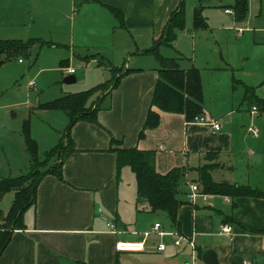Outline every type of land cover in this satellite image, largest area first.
<instances>
[{
  "label": "crops",
  "instance_id": "obj_1",
  "mask_svg": "<svg viewBox=\"0 0 264 264\" xmlns=\"http://www.w3.org/2000/svg\"><path fill=\"white\" fill-rule=\"evenodd\" d=\"M56 2L67 16L59 26L69 31L73 28L83 31L82 53L78 57L84 70L93 76L91 86L108 78L110 68L119 61V66H124L116 84L99 91L93 100L97 104L96 121L78 118L71 125L73 149L60 162L61 178L49 170L40 177L34 202L22 210L21 226L11 230L0 252V264H189L191 255L193 264H205L200 253L206 248L214 250L217 264H246L244 259L250 264H264V197L217 193L202 196L198 192L188 200V185L196 182L191 180L195 170L190 168L180 186L179 197L184 201L178 206L173 223L164 210H149L146 201L136 198L135 179L134 187L128 182V173L133 172L127 165L116 169L115 153L110 149L130 146L152 149L154 168L161 173L173 166L195 167L208 162L203 153L213 151L216 153L213 161L217 164L210 174L214 180L244 183L264 191V109L261 108L264 79L260 80L264 67V24L254 23L258 13L254 15L249 7L245 17L236 21L227 5L231 0H217L220 13L227 17L223 26L235 30L234 36L261 46L262 49L255 51L263 54L257 73L251 76L246 74L248 71H237L243 62L238 64L234 58L223 57L221 53L219 61L214 64L207 61L203 65L209 70L211 81L216 83V91L220 86L221 93L227 97V102L212 112L205 105L201 88V114L216 120L218 128L188 121L181 112L151 105L157 112L158 122L137 137L158 67L155 54L142 49L160 35L179 0ZM201 2L204 6V0ZM195 3L196 0L191 8ZM107 5L121 11L123 25ZM203 16L206 21L207 14ZM205 27L194 30L191 26L192 34ZM180 29L176 28L173 41L164 45L173 47L176 31ZM159 54L176 57L180 68L193 65L199 71L191 61L179 66L181 56L177 50L174 56ZM17 61L20 60L17 58ZM61 61L62 67L66 60ZM74 72L73 68L66 73ZM28 86H36L35 80H29ZM251 105L257 110L250 112ZM243 107L247 113L237 112ZM42 113L52 117L59 126L67 121V116L62 117L55 111ZM249 124L258 127V135L247 132ZM48 141H52V133L51 138L48 134ZM42 143L43 149L50 145ZM106 221L113 224L114 231ZM154 221L163 229L191 238L193 248L184 240L174 244V235L167 233L149 234L141 250L114 248L116 240L139 238ZM221 223L228 226L229 234L219 230ZM159 240L165 242V247L156 250L154 245Z\"/></svg>",
  "mask_w": 264,
  "mask_h": 264
},
{
  "label": "rangeland",
  "instance_id": "obj_2",
  "mask_svg": "<svg viewBox=\"0 0 264 264\" xmlns=\"http://www.w3.org/2000/svg\"><path fill=\"white\" fill-rule=\"evenodd\" d=\"M194 1H183L184 27L176 31L174 48L163 44L158 51L163 55L174 56L177 50L181 56L178 59L179 66H186L191 61L199 68L202 97L206 107L213 112L227 102V97L221 93L220 86L216 91V83L211 81L210 72L203 68V65L207 61L211 64L219 61L221 53L223 57L234 58L238 64L243 62V65L237 66V71H248L246 74L251 76L257 73L258 65L263 60V54L255 51L262 47L234 36L235 30L224 27L227 17L220 13L217 0H204L202 13L207 14L208 26L192 34L191 7ZM249 7L254 10V15L258 13L254 23L264 24V0H248L247 10ZM66 19L67 16L60 11L59 2L56 0H0V39L14 38L26 41L34 38L28 55H13L0 63V177L17 176L26 171L33 172L35 169L40 171L53 165L58 160L61 149L46 155L43 151L58 142L59 134L66 123L59 126L57 121H52V117L42 111H55L63 115L62 117H66V114L61 109L50 110L36 105L68 92L87 89L94 83L93 76L84 70L78 57V53H82L83 31L79 28L69 31L60 27V21ZM17 58H20V61H17ZM61 59L66 60L62 67ZM119 64L120 61L114 65L113 74L122 70L124 65ZM68 67L75 69L73 74L76 80L65 83L62 78L68 74ZM111 76L109 70V77L104 81L110 80ZM261 76L260 80L264 79V67ZM31 79L35 80L36 86H28ZM99 91L93 90L88 96V101L96 100ZM30 107L31 110L28 111ZM237 112L248 111L243 107ZM24 117L28 118L29 134L36 143L37 157L33 161L24 146L20 131ZM49 133L50 138L52 133V141H48ZM42 142H48L46 144L50 145L43 149ZM64 143L66 144L65 140ZM208 159V162H216L213 157ZM128 175V182L134 187L133 174L129 172ZM12 191L8 189L1 195V212L8 210L13 197Z\"/></svg>",
  "mask_w": 264,
  "mask_h": 264
},
{
  "label": "trees",
  "instance_id": "obj_3",
  "mask_svg": "<svg viewBox=\"0 0 264 264\" xmlns=\"http://www.w3.org/2000/svg\"><path fill=\"white\" fill-rule=\"evenodd\" d=\"M202 0H196L192 8L191 26L192 29H198L206 26L205 18L202 14ZM233 16L238 21L245 17L247 12V0H231L227 4ZM110 12L116 17L118 23L123 25L122 14L119 9L107 5ZM183 2L179 0L178 4L170 11L160 35L153 40V43L142 49L151 51L157 59V78L153 85L144 120L137 132V137L143 135L145 128L153 127L158 122L157 112L150 108L151 105L167 111H177L189 120L198 113H201V85L198 69L190 65L183 69L178 67L176 57H164L158 53L160 44H169L173 41L176 28H183ZM34 38L26 41L20 39H0V63L13 55L29 53V48ZM111 67V79L99 82L87 89L68 92L53 99L40 102L38 107L61 109L67 116V122L59 134L58 142L50 147L44 154H52L57 149H61L58 160L48 168L43 170L26 171L17 176L0 177V197L8 189L13 190V197L4 213L0 211V252L7 243L10 232L15 227L21 226L22 210L34 202L35 187L40 177L46 171H52L58 178L60 174V162L64 156L73 149L72 139L69 130L73 122L78 118H84L89 121H96L95 111L96 102L88 101V96L93 90L100 91L113 87L120 75V71L113 74ZM246 89V88H245ZM247 90V89H246ZM261 108L264 109V101L261 102ZM21 135L24 146L29 152L32 161L36 159V143L30 136L28 130V118L21 121ZM64 140L66 144L64 143ZM115 153V166L118 169L121 165H127L134 174L135 194L138 200L146 201L149 210H164L171 222H176V210L184 201L179 197L180 186L184 183V174L187 169L195 170V180L199 184V191L203 193H217L228 196H258L264 197V191L257 187H251L248 184L230 182L225 179L214 180L211 177L210 170L217 162H204L195 167L173 166L165 172H158L154 168L152 149H139L135 146L110 148ZM215 152L206 151L203 155L207 158L215 156Z\"/></svg>",
  "mask_w": 264,
  "mask_h": 264
},
{
  "label": "built area",
  "instance_id": "obj_4",
  "mask_svg": "<svg viewBox=\"0 0 264 264\" xmlns=\"http://www.w3.org/2000/svg\"><path fill=\"white\" fill-rule=\"evenodd\" d=\"M18 60H20V58H18ZM72 71H73L72 67H68L66 69V72H72ZM256 110H257V108L255 105L250 106V109H249L250 112H254ZM188 121H194V122H198L201 124H206L213 129H217L219 126L218 122L216 120L210 119L209 117H207L201 113L193 115V117L191 119H189ZM246 130H247V132H249L250 134H252L254 136L258 135V133H259L258 127L255 124L247 125ZM188 186H189V191L186 193V197L188 200H192L193 197L195 196V194H197L198 192L202 196L204 195L203 192L199 191V187H198L196 182H191V183H189ZM106 224L110 227L111 231L115 230L114 226L111 222L106 221ZM219 230L221 232L229 234L228 226L225 223L219 224ZM166 233L174 235L172 238V242L174 244H179L182 240H184L193 248V241L191 240V238H187L183 235L176 234L175 232H173L171 230L163 229L161 224L158 221L152 222L151 225L149 226V228L142 231L141 236L137 239H119V240H116L114 243V248L116 250H141L143 248V241H144L145 237H147L149 234H157V235L161 236V235L166 234ZM164 247H165V242L163 240H159L154 245V248L156 250H161ZM244 262L246 264H250L248 259H244ZM189 264H193V255L190 256Z\"/></svg>",
  "mask_w": 264,
  "mask_h": 264
},
{
  "label": "water",
  "instance_id": "obj_5",
  "mask_svg": "<svg viewBox=\"0 0 264 264\" xmlns=\"http://www.w3.org/2000/svg\"><path fill=\"white\" fill-rule=\"evenodd\" d=\"M75 79L72 73L66 74L62 80L64 82H72ZM200 258L205 264H217L216 255L213 249L206 248L200 253Z\"/></svg>",
  "mask_w": 264,
  "mask_h": 264
}]
</instances>
